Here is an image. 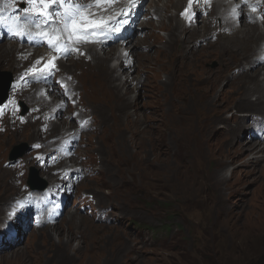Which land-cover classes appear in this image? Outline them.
I'll use <instances>...</instances> for the list:
<instances>
[{
  "label": "rangeland",
  "instance_id": "1",
  "mask_svg": "<svg viewBox=\"0 0 264 264\" xmlns=\"http://www.w3.org/2000/svg\"><path fill=\"white\" fill-rule=\"evenodd\" d=\"M166 1L170 0H144L139 5L145 10L154 2L162 5ZM178 6H169L164 10L173 23L174 14L184 4ZM249 8L253 10V6ZM214 10L213 7L210 9L207 19L208 11L205 6L201 7L198 18L202 19H198L194 26H202L206 37L217 42L221 34L228 36L231 32L222 31L225 21ZM164 11L162 16H165ZM148 16L152 20L149 26H144L145 32L136 22L128 23V27H133V32L126 36L128 41L106 43L103 49L115 47L122 50L132 43L136 45L134 52L148 54V68L155 66L153 62L156 58L166 56L170 51L162 47L159 52L155 51L159 45L162 46L161 39L152 37L147 44L142 42L146 32L165 36V32L156 25L163 24V18ZM148 16L141 17L139 22ZM201 42L198 41L195 47L189 46L192 56L199 55L198 48H208ZM9 44L20 47V57L27 59L29 51L24 52L19 42L2 39L0 47ZM174 45L172 64H169L180 69L190 61H184L183 50H179L180 41ZM205 51L212 52L196 63L215 78L220 76L216 90H231L222 97V107H229L226 99L231 106L215 116L213 122L217 118L220 121L211 124L209 139L201 142L192 137V132L185 134L183 129L179 135L187 136L178 141L172 128L181 127L183 122L171 112V108L177 105L184 111L179 112L190 121L189 130L203 128V122H208L213 114L205 115L198 106L199 90L179 93L172 88L167 89L166 74H156L149 69L148 75L142 67H137V59L130 61L135 68L132 74L149 82L151 91L148 92L147 87L137 89L132 83L128 101L113 95L107 81L99 76L101 69L98 62H87V54L70 55L59 60L68 65L80 63L71 72L60 67L59 74L67 80H73L69 77L72 75V78L75 71L88 67L81 80L90 85L93 93L84 97L88 104L72 106L77 98H71L64 101L68 108L58 106L53 110L55 112L48 118L56 116V124L61 122L56 130L52 126L46 129L42 124V106L36 105L42 100L29 98L22 85H15L13 92L5 83L2 84L0 96L6 93L9 97L13 93L12 96L23 101L19 105L20 110L13 116L8 112L0 117V204L8 196L16 195L14 204L9 203L5 212L0 213V221L3 220L0 226L5 223L7 228L11 219L20 222L19 216L24 210H19L16 201L24 197V192L34 190L27 182L31 168L38 176L37 185L45 184L47 188L57 184L61 187L55 201L49 189L35 191L34 200L42 219L39 227H28L27 219L24 232L13 223L9 233H0V243L4 238L16 242L7 251H1L0 247V264H264V149L261 152L241 150L238 145L239 141L245 140L247 144L256 142L264 147V139L259 141L261 132H258L264 126V107L248 111L238 109L236 112L234 109L237 107L233 104L240 102L239 97L242 96L235 93V89L242 91L250 81V74H255L256 78L251 79L252 83L258 82L263 87L260 77L264 72V63L257 67L243 66L248 49L222 52L212 47ZM255 53L254 58L257 59L259 53ZM1 55L2 51L0 70H8L17 80L19 74L13 73L11 65L5 64ZM35 62L26 64L28 67L25 70L32 68ZM112 63H109L110 66ZM157 64L165 67L166 62L158 60ZM239 66L249 70V73L244 75L243 72L240 76ZM118 72L119 69L116 70ZM50 84L57 85L55 75L51 77ZM249 98L254 101L256 96L252 94ZM27 108L31 112L20 116L19 113H24ZM75 110L90 118L87 122L90 124L85 128L75 126L76 118L71 116ZM251 113L261 117L251 120V117L247 118ZM31 117L36 121L31 122ZM237 117L241 122L232 140V128L238 121ZM137 121L143 128L138 132L133 127ZM205 135L207 137L208 133ZM65 136L69 137L72 145L66 144L68 152L55 158L53 153L59 152V145ZM140 136V145H135L136 138ZM22 142L27 143L30 149L12 162V149ZM36 143L40 147L33 150L31 146ZM45 149L51 150L45 153L47 158L31 159L41 156ZM60 150L63 151V147ZM55 160L62 162L50 167ZM11 165L21 169L18 173L23 175L22 180H18L15 171L7 169ZM50 174L53 177H48ZM60 203L61 211L58 209ZM44 205H51L49 214L42 208ZM6 218L10 219L6 221ZM14 230L16 234L12 235ZM49 231L53 233L52 237L46 234ZM10 236H13L12 239Z\"/></svg>",
  "mask_w": 264,
  "mask_h": 264
},
{
  "label": "bare ground",
  "instance_id": "2",
  "mask_svg": "<svg viewBox=\"0 0 264 264\" xmlns=\"http://www.w3.org/2000/svg\"><path fill=\"white\" fill-rule=\"evenodd\" d=\"M143 1L144 0H140V3H142ZM206 1H204L202 3L201 0H192V3L190 4L189 0H174V1L170 0V1L164 2L162 5H159L157 2L152 3L153 2V0H152V2H151L152 4L149 5L148 8H146L145 10L141 7V5H139L137 7L134 14L131 16L129 24L131 25L134 22H136V25H139L142 27L141 31H143V32L146 31V30H144V26H149V22L152 20L148 15H155L156 17H158L160 19H161V17L163 18V21H162L163 24L160 22L161 24H156V25L158 28H160L162 31L165 32V36L160 37L157 34V32L152 33V31H151L150 33L146 32V34L144 36V40H142V42L144 44H147L148 40L152 37H154L155 39H161V40H163V44H162V46L159 45L157 47L158 49H155V51L159 52L160 47H162L164 49H169V51H170V52H168V55H166V56L157 57L156 58L157 60L153 62L155 64V66H152L151 68H148V63H147L148 54L139 53L136 51L134 52V47L136 45L132 44V43H131V45H128L125 49L123 48L122 50L115 48V47L103 49V47H106V43H105V41L99 40L98 42H95V43H88L86 46H82L80 49V51H83L82 53L87 54V56H89V59L87 62H89V61H93V62L97 61L98 62L99 68L101 69V70L99 69L100 70L99 76L101 78H104L105 81H107L109 88H110V91L118 99L125 98V100L128 101L129 94L132 90L130 87V84H132V83L137 87V89L138 88L143 89V88L147 87V91L148 92L151 91L149 89V86H151L149 82L142 81L141 80L142 78L141 79L137 78V75L132 74V72L134 71L135 68H134V64L132 65V62H130V61H134L136 59H137L136 60L137 61V67L138 68L142 67V70L147 71L148 75L150 74V70H151V72H154L156 74L161 73V72H163V74H166V80L165 79L164 80H165V85L167 86V89L172 88V89H174V92H179V93L183 92V91H184V93H187V91H190V90H194L195 92H197L199 90L198 91L199 96H198V100H197L198 106L203 110V113L205 115H207V113H212L213 115L210 116L208 122H206V123L203 122V124H204L203 128L199 127L198 129H195L194 131L189 130V122L190 121L187 119V117L184 116V113L179 112V110H182L183 108L180 109L175 104L176 106H173L171 108L172 115L178 119L182 118V122H183V125L181 127L173 126V128H172L174 130V132H176L175 134H176V138L178 139V141L179 140L181 141L182 138H185L187 136V135L185 136L186 132H188V133L192 132V137L194 139H196L197 142L204 141L205 139H206L205 141H207L209 139V132L212 129L210 127L211 124L214 125L220 121V119L217 118V120H215L213 122L215 116L217 114H222L223 111L229 109L231 106L228 104V101L226 99L225 100L226 104L229 107H226V109L225 108L223 109V107H222V104H221L222 97L225 94L230 93L231 90L230 89H227L224 91L223 90H219V91L216 90V87L220 82V76L218 78H215L214 75L209 74V72L207 70H205L203 67H201L200 64L198 65L196 63L197 60H201L202 57H205L212 52V51H205V50L212 48V47H217L222 52L230 51L233 49H235L237 51H243V50L248 49V57H247V60L243 62L244 63L243 66L248 65V67H257V65L259 66V65L264 63V7H263V3L258 2V4H257L258 9L253 11L249 8V6H253V5L247 6L244 3H242V0H209L208 2H206ZM210 1H211V5L209 7L208 4ZM248 1L252 2L254 0H248ZM78 2L83 3V4H89V3H92L93 0H78ZM262 2H264V0ZM206 3H208V4H206ZM180 4H184V7L182 6V8L180 10L176 11V13L174 14L175 16L173 18V21H174V23H173V22H171L170 18L167 17V14H166L167 11H164V10H167V7H169V6L179 5L178 7H180ZM204 6H205L206 10L208 11L207 14L210 12V9L212 7H213V9H215L214 13L220 14V17H222V19L225 21V27L222 31H230L231 32L230 35L226 36L224 34H221L219 40L217 42H214V41L210 40L209 37H206L205 29L203 31L202 26H194L197 24L198 19L201 18V17L198 18V13H199L200 8L201 7L204 8ZM127 7H128V0H118V1L116 0L115 3H113L110 7H108L106 10H104L102 12H98V10L95 7L92 8L91 11L97 12L98 14L96 17L99 19H101V18L108 19L109 17L115 16L118 12H120L122 9H126ZM233 8H237L238 15L233 14V12H232ZM186 9H187V12L185 11ZM163 11L165 12V16H162ZM182 13H184V15H182ZM147 16L149 18L139 22L141 17L146 18ZM208 18H209V14L207 15V19ZM240 23H244V24L239 25ZM151 25H153V23ZM154 26H155V24H154ZM199 27H201V28H199ZM130 28L133 29L132 26H130ZM124 33H125V30L122 33H120L119 38L123 37L125 35ZM0 36H3L1 31H0ZM234 36L236 37V39H232V37H234ZM128 39L129 38L125 37L122 41H128ZM223 39H225V41H222ZM110 40L112 41L114 39L108 38L106 42L108 43ZM179 41L181 43V46H179V50L180 49L183 50L182 56L184 57V61L186 59L187 61H190V62L186 63L180 69H175V68H172L170 66V64H172L170 62H171V55L173 53V49L175 48L174 44L176 42H179ZM198 41H200V42L202 41L201 43H204V46L207 45L208 48L204 49V48L200 47L197 49L199 55L192 56L190 54L189 49L191 47H195V45ZM16 43H18V41H16ZM21 46H23V48L25 50L24 52L29 51L26 60H25V57H22V56L20 57V55H19L20 47H18L17 45L9 44L8 46L2 45L0 47V51H2L1 56L3 57L2 61L5 62V64L7 63V64L11 65V70L13 71V73L19 74L18 78H20V76H23L25 80H28L31 82V84H28V86L26 85L23 87V85H22L21 87L26 89L25 92H26V95L29 96V98L31 97L33 100L37 99V98L42 100V102L36 104L37 106H42V112H41L42 114L40 113V115H42V124L45 125L46 129H50L51 128L50 126H52V128H54V130H56L59 127V125L61 124V122H58L56 124V121H55L56 116L51 115V117H50L51 119H49L48 115L52 114V112H55L53 110H55L58 106H61L62 109H63V107L66 108V106L64 104L65 99H64V95L62 93L61 88H58L59 86L57 87V85H55V84H52V85L48 84L47 79L49 76L45 77V76H40V75H33V73L29 72L28 70H25V67H28V66H26V64H28V65L31 63L33 64L35 62V59L43 58V61H46V60H49L51 57H53V55L48 49L44 48V46H36V47H30V46L28 47L26 45H21ZM130 46H132V47L130 50H128ZM189 46H190V48H189ZM42 48H43V50H41ZM256 51H257V54L259 53V56L257 59L254 58V56L256 55V53H255ZM219 52H218V54H219ZM175 53H177V52H175ZM125 54H127V55H125ZM24 55H26V54H24ZM77 55L78 54H73L74 57H77ZM127 56H129L128 59H127ZM79 59L81 60L80 57H79ZM59 60H61V59L56 60V62L58 63L56 66L61 67L64 71L70 70V72H71L74 67H76L80 64V63H74L73 62L72 64H69V65H71V66H69L67 63L64 64ZM114 60L116 61V63L114 62ZM158 60L166 62V65H163L165 67H161L160 65H158L157 64ZM110 62L111 63L113 62L111 66L109 64ZM122 62H124V63H122ZM36 67H39V65ZM242 68H243V70H242ZM78 69H80V67ZM88 69L89 68L87 67L84 70L80 69L79 72L75 71V73H73V77L76 80L75 83H73L74 80L68 81V80H66V78L62 79V81L66 82V85L69 87V89L72 90L70 95H72L74 98H77L76 104H88V103H86L87 99H84V97L89 96L90 93H93V90L90 88V85L85 84L81 80L82 73H85ZM117 69H119L120 72L116 73ZM243 72L245 75L246 73H249V70H245L244 67L239 66L238 74L241 76L243 74ZM257 72H256V74H257ZM68 74H70V73H68ZM122 74H125V76H123ZM59 76H61V75H57L56 77H59ZM248 76H249V74H248ZM10 78H11V76H10ZM225 78H228V77L226 76ZM252 78L253 79L255 78V74H250V79H249L250 81L248 80L249 83L247 85H245V87L243 86L244 87V89L242 90L243 92L239 91L238 89H235V91H234L235 93H241L242 94V96L239 97L240 102L233 103L234 106L237 107L236 109H234V110H236V112H238L237 111L238 109H241L240 111H248L249 109L259 110V109H254V108H257L258 106L264 107V72H262V75L260 77L261 78L260 81L263 82L262 83L263 87L261 85H259L258 82H257V84L252 83V81H251ZM228 81H229V79H228ZM15 82H16V79L14 80V78L13 79L11 78L8 81L9 87L13 92H14V88L16 85ZM36 82L38 83L37 85L35 84ZM186 82H187V85L185 86ZM165 89H166V87H165ZM31 90H33V91H31ZM43 91H44V93H43ZM172 92H173V90H172ZM170 93H171V89H170ZM252 94L256 96L254 101H251L249 98V96ZM172 97L173 98H176V97L177 98H183V96H172ZM22 101H23V99H18L17 105H21ZM122 101H124V100H122ZM27 112L28 113L31 112L29 108H27V110L24 113H22V111L20 113L22 115H24ZM182 112H184V111L182 110ZM254 113H259V112L255 111ZM82 115L86 116L85 114H82ZM249 117H251V120H253L256 118H260L261 115L251 113V114L247 115V118H249ZM30 121L35 122L36 120L31 117ZM239 122H241V119L238 118L237 123L232 128V138H231L232 140L235 139L234 135H235V132L237 131V129L239 127L238 126ZM74 124L76 127L82 128L78 125V123H74ZM133 127L136 129L135 130L136 132H138L139 129L143 130V128L141 127V123L138 121L135 122V125H133ZM60 128L62 129L61 126H60ZM181 129L184 130L185 134L181 133V135H179V132ZM263 129H264V126L260 127L258 130V132H261L260 137L258 136L259 141L261 139H264ZM205 133H208L207 137H206ZM65 139L68 140L69 137H66ZM141 140H142L141 136L139 138H136L135 145H137V144L140 145ZM261 141L263 142V140H261ZM247 143H248L247 141L241 140V143L239 141L238 145L241 147V150H244V149L248 150L249 149V150H256V152H261V150L264 149V147H261L260 144H256V142L250 143V144H247ZM50 151H51L50 149H45L44 153L42 155H45V153L50 152ZM53 151L55 152L56 149H54ZM53 154H55V158L59 155H63L60 152L53 153ZM200 156L201 155L198 153V157H200ZM36 157L37 156H34V158H31V159L36 160ZM28 158H30V154L28 155ZM60 162H62V161L61 160H55L54 162H51L49 166L50 167L57 166ZM42 167H44V166L42 165ZM7 169L10 170L11 172L15 171L17 173V178L19 181L23 179V175H20L18 173L21 169L18 168L16 165H11ZM67 170H69V169H66V171ZM48 177H53V174L48 175ZM16 183H13V185H16ZM55 185H57V184H55ZM60 187H61V185H57L58 191H59ZM25 194L26 193L24 192V197H21L19 200L16 201V202H20V200H21V202H23L25 204L24 207H26L28 205L27 199H26L28 197V195L26 197ZM15 196L16 195H10L7 198H5L4 200H2L3 203L0 204V213L5 212V210L9 207L8 206L9 203L12 202L11 204H14L13 199ZM24 207L19 208V210H24ZM46 211H50L48 207L46 208ZM7 219H10V218H6V221H7ZM11 220H13V219H11ZM2 221L3 220L0 221V225H1ZM13 223L19 228V230L21 232L25 231V229L21 226V223H18L17 221H13ZM5 227H6V225L4 223L2 226H0V231L2 229H4ZM46 234L52 237L53 233H51V231H49ZM14 244H16V242L12 241L8 238L2 239V241L0 243V247L2 248L1 251L9 250L13 246H15ZM13 249H15V248H13Z\"/></svg>",
  "mask_w": 264,
  "mask_h": 264
},
{
  "label": "snow or ice",
  "instance_id": "3",
  "mask_svg": "<svg viewBox=\"0 0 264 264\" xmlns=\"http://www.w3.org/2000/svg\"><path fill=\"white\" fill-rule=\"evenodd\" d=\"M115 2L116 0H93L92 3L83 4L78 0H24L26 6L22 9H17L13 4L7 5V8L14 11L22 10L23 17L5 18L0 13V25L7 21L8 31L14 37L28 38L33 43L39 39L41 42H46L47 46L58 54L44 63L43 67H36L41 63V58L28 69L33 75L47 77L56 70L55 61L59 55L62 54L66 58L73 51L83 55L79 45L108 39L113 32H121L130 22V17L137 9L140 0H128L126 9H122L108 19H96L98 13L91 11L95 7L98 12H102ZM189 3L191 4L192 0H189ZM185 11L187 12V9ZM232 12L238 15L237 8H233ZM31 26H35L39 31L33 33L29 30ZM34 147L39 148L40 145ZM36 159L40 160L41 157L37 156ZM24 206L23 202H18L19 208Z\"/></svg>",
  "mask_w": 264,
  "mask_h": 264
},
{
  "label": "clouds",
  "instance_id": "4",
  "mask_svg": "<svg viewBox=\"0 0 264 264\" xmlns=\"http://www.w3.org/2000/svg\"><path fill=\"white\" fill-rule=\"evenodd\" d=\"M118 1V0H117ZM209 0H207V2H208ZM263 0H254V1H252V2H249L248 0H242V3H244L245 5H247V6H249V5H253V7H255V10H257L258 9V7H257V4H258V2H260V3H263V7H264V2H262ZM13 4L14 5H16L19 9H22V7L23 6H26V4L24 3V0H13ZM21 12H22V10H20ZM96 19H99V18H97V17H95ZM128 28V29H127ZM30 31H32L33 33H35V32H37V31H39V29H37V28H35V26H31L30 27V29H29ZM125 30L126 31H129V32H127L125 35H124V37H126L129 33H131L132 31H133V29L132 28H130V27H128V25L125 27ZM123 31H121V33H122ZM116 33L115 32H113L111 35H110V37L109 38H114V35H115ZM123 37V38H124ZM6 40H16V41H18L19 43H21L22 45H26V46H30V47H36V46H44V48H46V49H48L51 53H52V55L53 56H56V55H58L56 52H54L52 49H50L48 46H47V43L46 42H39V43H32V42H29V41H27V40H25V39H22V38H17V37H14V38H10V39H6ZM100 40H102V41H105V43H107L106 41H107V39H100ZM123 40V39H122ZM115 40H112L111 42H108L107 44H110V43H112V42H114ZM116 41H118V40H116ZM121 41V40H120ZM1 42V41H0ZM88 43H85V44H81V45H79L78 47H79V49H81V47L82 46H86ZM80 52H83V51H80ZM73 54H79V53H77V52H75V51H73V52H71V54H69V55H67V56H70V55H72L73 56ZM81 55V54H80ZM62 58H65L62 54L61 55H59V58L58 59H62ZM48 60H46V61H43V58L41 59V63L40 64H38L39 65V67H43L44 66V63H46ZM55 63H56V65L58 64L56 61H55ZM42 64V65H41ZM38 65H36V66H38ZM41 65V66H40ZM59 72H60V67H58V66H56V70H54L52 73H51V75H49V77H48V79H47V82H48V84H50V81H51V77L52 76H54L55 75V77L57 76V75H60L59 74ZM10 76H11V78H12V75H11V73L8 71V70H0V78H1V82H0V87H2V84L3 83H5L8 87H9V84L7 83V82H5L6 81V79L7 78H9V80L11 79L10 78ZM72 76V75H71ZM71 76L69 77V79H73V80H75L73 77L71 78ZM64 77L61 75V76H59V77H56L55 78V81H56V84L58 85V86H60V88L62 89V93H63V95H64V99L65 100H67V99H73L74 97L72 96V95H70V93H71V89H69V87L66 85V82L65 81H62V79H63ZM13 79V78H12ZM67 80V79H66ZM73 80H68V81H73ZM16 85H19V86H21V85H23V84H27L28 85V82H27V80H25L24 79V77L23 76H20V78H18L17 80H16ZM55 83V82H54ZM52 85V84H51ZM23 86H26V85H23ZM3 95H6V93H4V94H2L1 96H0V98L3 96ZM13 95V93H11V94H9V97H7V95H6V97H5V99L0 103V117L1 116H3V115H5L6 113H8L9 112V114H12V116H13V114H15V112H18L19 110H20V108H19V105H17L18 104V99H16L14 96H12ZM15 95H16V93H15ZM64 100V101H65ZM77 103V100H75V101H73L72 102V106H75V105H77L76 104ZM66 107L68 108L69 106L68 105H66ZM19 114H21V113H19ZM20 116H23L22 114L20 115ZM71 116H72V118H76V121H77V123H78V125L80 126V127H82V128H85V125H89L90 123H88L87 124V122H88V119H90L89 117H86V116H83V115H81L80 114V111L79 110H75V111H73V113L71 114ZM24 119H26V118H24ZM64 141V142H63ZM23 143H25V142H22V143H20V144H18L16 147H14L13 149H12V152H11V154H10V159L12 160V162H15L17 159H18V157H20V156H18L17 158H15V159H13L12 157H11V155H12V153H15V152H17V151H22L23 153L22 154H24L25 152H27L29 149H30V146L27 144V143H25L26 144V146H23ZM71 144L72 145V143L71 142H69V140H62V142H61V145H59V148H58V150H59V152L61 153V154H63V153H67L68 152V148L66 147V144ZM38 143H36V144H32V149L33 150H35V149H37L36 147H34V145H37ZM39 145V144H38ZM61 147H63V151L62 150H60V148ZM32 150V151H33ZM39 157H41V159L40 160H44L45 159V157L47 158V155L45 154V155H39ZM31 171H30V173H29V178H28V180H27V182H28V184L29 185H31V189H34V190H32L31 192H28V193H26L25 194V196L27 197V195H28V197L26 198L27 199V203H28V205L26 206V207H24V211L21 213V215L19 216V220H20V222L19 223H21V226L24 228L25 226H26V220L28 219V223H29V225H28V227L29 226H33V227H35V228H37V227H39L40 226V224H41V222H42V219H41V217H40V215H39V212H38V209H37V205H36V203H35V200H34V198L36 197V193H35V191L36 190H42L43 191V189L44 190H46V189H49L50 190V195H51V197H52V199L55 201V199H57L58 198V195H59V191H58V189H57V186L55 185V186H53V187H48L47 186V188H46V185L44 184V185H37L36 183H37V181H38V176L34 173V171H32L33 169L31 168L30 169ZM72 175H73V173H71ZM33 185H36V186H34L33 187ZM62 205V203H60V205H58V206H61ZM49 208V209H51L52 207H51V205H44V206H42V208H44L45 210H46V208ZM47 212V211H46ZM8 222H9V224H8V226H7V228H5V229H2L1 231H0V233L1 234H3L2 232L4 231L5 233H9L10 232V229L13 227V225L14 226H16L15 224H13V220H8ZM13 224V225H12ZM12 233V235H14V234H16L15 233V230L14 231H11ZM11 237V239H12V237L13 236H10ZM1 238V237H0Z\"/></svg>",
  "mask_w": 264,
  "mask_h": 264
},
{
  "label": "water",
  "instance_id": "5",
  "mask_svg": "<svg viewBox=\"0 0 264 264\" xmlns=\"http://www.w3.org/2000/svg\"><path fill=\"white\" fill-rule=\"evenodd\" d=\"M1 81H2V80H1V78H0V82H1ZM8 81H9V78H7L5 82L8 83ZM5 97H6V95H3V96L0 98V103L5 99ZM23 146H26V144L23 143ZM22 153H23L22 151H17V152H15V153H12L11 157H12L13 159H15V158H17L18 156L22 155ZM35 186H36V185H35ZM33 187H34V185H33Z\"/></svg>",
  "mask_w": 264,
  "mask_h": 264
}]
</instances>
